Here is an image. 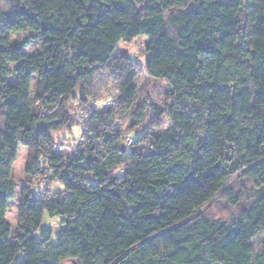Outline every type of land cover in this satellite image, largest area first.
<instances>
[{
  "label": "trees",
  "instance_id": "1",
  "mask_svg": "<svg viewBox=\"0 0 264 264\" xmlns=\"http://www.w3.org/2000/svg\"><path fill=\"white\" fill-rule=\"evenodd\" d=\"M139 36L146 73L171 86L164 106L114 55ZM76 126L68 159L52 132ZM20 145L25 173L58 190L25 185L13 228ZM238 175L243 212H201ZM46 217L60 218L55 242ZM263 231L264 0H0V264H264Z\"/></svg>",
  "mask_w": 264,
  "mask_h": 264
},
{
  "label": "rangeland",
  "instance_id": "2",
  "mask_svg": "<svg viewBox=\"0 0 264 264\" xmlns=\"http://www.w3.org/2000/svg\"><path fill=\"white\" fill-rule=\"evenodd\" d=\"M27 35L20 34L13 37V41L20 40ZM147 38L145 36H139L133 40L122 41L117 46L114 55H124L132 58L134 60L135 68L138 73V85H139V98H146L154 101L155 103L164 106L168 102V97L171 92V86L164 80L155 79L150 77L144 68L147 54L145 52V46L147 44ZM40 49V43L36 40L32 41L31 45L28 47L27 52L34 53ZM106 70H103L97 74V86L94 89V99L99 97L98 108L106 109L107 106V96H104V91L109 83L110 75L107 74ZM100 86V87H99ZM34 88V86H33ZM96 101V99H95ZM97 102V101H96ZM94 107H97L96 105ZM104 107V108H103ZM108 107V106H107ZM72 112L76 111V107L73 105L71 107ZM85 111L90 112L93 107L87 105L85 106ZM102 111V110H101ZM75 118V116H73ZM149 122V121H148ZM165 122L167 120L165 119ZM81 128L74 127L72 131L63 132H52V135L56 142L59 144V151L65 155L68 159L72 158L75 154L80 138ZM27 148L20 145L18 151V158L14 163L13 168V178L16 185V197L12 199L10 207L8 209L7 218L11 222L13 228L17 224L18 212L20 207L19 195L21 189L28 184H32L36 191L53 189V191L58 190V184L56 181H51L50 179H36L33 180L29 175L25 173L24 167L27 158ZM117 173H121L120 170ZM233 188L235 194L240 193L243 197L241 202L235 206H231L230 201L226 195V189ZM252 185L245 179L236 176L231 179L225 187L209 202L207 203L201 212H205L206 215L213 219H218L231 223L236 217H238L243 210L247 207V203L252 196ZM45 228H52L54 232V242L56 241V236L59 229L60 218L51 219L46 217L44 221ZM264 241V231L261 232L255 239L254 244L256 249L261 247ZM62 264H76L70 260L64 261Z\"/></svg>",
  "mask_w": 264,
  "mask_h": 264
},
{
  "label": "built area",
  "instance_id": "3",
  "mask_svg": "<svg viewBox=\"0 0 264 264\" xmlns=\"http://www.w3.org/2000/svg\"><path fill=\"white\" fill-rule=\"evenodd\" d=\"M112 104H113V101L110 100V101L107 103V106L110 107ZM107 106H106V107H107ZM131 142H132V139H130V140L128 141L129 144H130Z\"/></svg>",
  "mask_w": 264,
  "mask_h": 264
}]
</instances>
